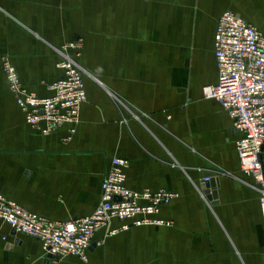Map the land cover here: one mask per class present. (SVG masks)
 Wrapping results in <instances>:
<instances>
[{"label": "crops", "instance_id": "obj_1", "mask_svg": "<svg viewBox=\"0 0 264 264\" xmlns=\"http://www.w3.org/2000/svg\"><path fill=\"white\" fill-rule=\"evenodd\" d=\"M226 9L264 33V0H0V192L52 220L85 216L123 156L131 189L177 193L155 215L170 224L100 229L86 261L49 257L0 218V264H264V215L241 169L240 132L203 95L218 79L214 33ZM78 40L80 120L74 133L65 124L43 134L26 121L3 60L47 96L62 75L59 48Z\"/></svg>", "mask_w": 264, "mask_h": 264}, {"label": "built area", "instance_id": "obj_2", "mask_svg": "<svg viewBox=\"0 0 264 264\" xmlns=\"http://www.w3.org/2000/svg\"><path fill=\"white\" fill-rule=\"evenodd\" d=\"M82 41L59 48L62 75L48 87L50 95L41 96L22 82L15 65L5 58L2 63L9 88L26 121L43 134L65 125L75 132L83 102L87 99L86 70L80 62ZM73 49L75 52L70 53ZM214 56L218 79L203 86V95L217 100L233 119L240 132L236 149L243 173L260 195L264 215V33L232 9L224 10L214 33ZM129 159L114 156L101 185V197L88 215L68 220H52L24 208L0 192V218L13 229L40 239L46 253L74 255L88 259L97 231L114 234L131 226L170 224L155 215L177 193L166 188L134 190L127 185ZM210 176L205 180H210ZM113 220L122 221L111 226Z\"/></svg>", "mask_w": 264, "mask_h": 264}, {"label": "water", "instance_id": "obj_3", "mask_svg": "<svg viewBox=\"0 0 264 264\" xmlns=\"http://www.w3.org/2000/svg\"><path fill=\"white\" fill-rule=\"evenodd\" d=\"M55 256H58V255H52V254H49V257H55ZM46 263H47V264L49 263V259H47Z\"/></svg>", "mask_w": 264, "mask_h": 264}]
</instances>
